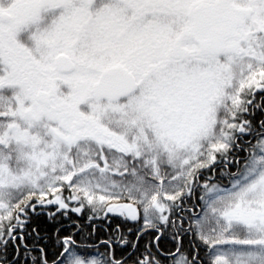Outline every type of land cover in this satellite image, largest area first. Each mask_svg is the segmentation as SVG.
I'll list each match as a JSON object with an SVG mask.
<instances>
[{"label": "snow or ice", "instance_id": "1", "mask_svg": "<svg viewBox=\"0 0 264 264\" xmlns=\"http://www.w3.org/2000/svg\"><path fill=\"white\" fill-rule=\"evenodd\" d=\"M48 206L264 264V0H0V264ZM76 227L51 264H126Z\"/></svg>", "mask_w": 264, "mask_h": 264}, {"label": "trees", "instance_id": "2", "mask_svg": "<svg viewBox=\"0 0 264 264\" xmlns=\"http://www.w3.org/2000/svg\"><path fill=\"white\" fill-rule=\"evenodd\" d=\"M261 118L259 115L257 119ZM231 155V154H230ZM237 155L241 159V163H243V159L246 155L244 151H240ZM231 171H234L235 168L230 166ZM220 170H217L216 175L219 176ZM226 183V181H225ZM65 195H68V192L65 191ZM196 200H193L188 205L191 207L193 204H197ZM202 210V207L196 206L193 208V211L198 213ZM91 215L90 209L85 208L84 212L81 215H76L74 213L69 212L67 216L59 215L53 220H48L47 218L43 217H31L30 222L27 228L22 233L24 235V240L17 241L16 244L10 243L7 249V256L9 260V264H36V259H44L47 258L49 260V264H51V260L53 256L60 250L59 244L57 243V230H59L60 238L62 239L63 236L75 233L77 237H79L80 232H77L76 225H80L83 230L84 234L87 236L89 232L87 229L92 230L93 225L98 224H105L107 221L103 220V216L99 215L93 218L92 221L88 220V216ZM110 225L114 228L116 225H120L118 222H111ZM187 225H185L186 227ZM35 228V233L32 232V229ZM109 234L103 233L102 235L99 234H92L89 237V243L98 245L100 241L104 240H111L112 233L109 231ZM36 233L39 236H36ZM192 241L193 243L199 245L198 240H192L189 237H185L184 244L182 242V252L191 253L192 247L188 243ZM133 242V241H131ZM24 244H27V249L24 248ZM17 245L19 246V250H17ZM175 245V247H174ZM169 245L167 247L166 253H172L176 250V244ZM174 247V248H173ZM40 249H44V253H40ZM105 247H100L98 249H89L90 252L99 251L103 253ZM107 253V252H105ZM205 248L204 246H200V258L204 261V263L209 264V259H206ZM36 258V259H34ZM117 258V257H116Z\"/></svg>", "mask_w": 264, "mask_h": 264}, {"label": "flooded vegetation", "instance_id": "3", "mask_svg": "<svg viewBox=\"0 0 264 264\" xmlns=\"http://www.w3.org/2000/svg\"><path fill=\"white\" fill-rule=\"evenodd\" d=\"M51 211H55V209L52 208L49 210H37L36 213L29 212V217H30V219H31V217H34V218L35 217H43V218H47L49 220L48 214ZM39 213H42V214H39ZM59 215H57V216H59ZM103 220L107 221L104 225L103 224L93 225V227L95 228V231L92 234H94V235L95 234L102 235L103 233L109 234L110 233L109 231H111V233H112L111 240L117 241V242H114L112 244V248L114 250L115 256L118 259L124 260L126 262V264H136V261L138 259L142 258L143 256H147L150 252L152 257L159 259L161 261V264H171V258L167 257V255H166V254H170V253H166V251H167V247L169 245L175 244V241H173L170 238V234L166 233L164 236L161 237V240L159 242V244H160L159 250L155 246V243H151V247H149L150 242L154 241V234H150V233H145L144 235L140 236L137 246L135 248H132L130 246L131 241L136 240L137 233L141 227V225L139 223L125 222L123 220V218L114 217V216H111V214L109 215L108 218L103 217ZM29 222H30V220H29ZM29 222H28V224H29ZM111 222L120 223V225H119L120 233L119 234L115 232L116 226L114 228H112V226L110 225ZM28 224L26 226L27 230H28ZM25 229H24V231H25ZM128 229H131V232H129ZM76 230H77V232H80V230L77 227H76ZM87 231H92V230L87 229ZM120 234H122L123 237L129 241V245H123V241L119 239ZM189 238L192 240V237H189ZM184 239L182 241L183 244H184ZM188 243L190 244V240ZM98 246H99L98 248L105 247L101 243V241L98 243ZM174 247H175V245H174ZM107 251L108 250L105 249L103 251V253H105ZM181 251H182V248H181ZM174 252H172V253H174ZM206 259L208 260V256L206 257ZM204 264H206V263H204Z\"/></svg>", "mask_w": 264, "mask_h": 264}, {"label": "water", "instance_id": "4", "mask_svg": "<svg viewBox=\"0 0 264 264\" xmlns=\"http://www.w3.org/2000/svg\"><path fill=\"white\" fill-rule=\"evenodd\" d=\"M55 209V207L54 206H48V208H46V209H41V208H38L37 210H49V209ZM39 214H42V213H39ZM45 214V213H44ZM57 215H59V213H57ZM56 215V216H57Z\"/></svg>", "mask_w": 264, "mask_h": 264}, {"label": "rangeland", "instance_id": "5", "mask_svg": "<svg viewBox=\"0 0 264 264\" xmlns=\"http://www.w3.org/2000/svg\"><path fill=\"white\" fill-rule=\"evenodd\" d=\"M203 210V209H202ZM202 210H200L198 213H200Z\"/></svg>", "mask_w": 264, "mask_h": 264}]
</instances>
